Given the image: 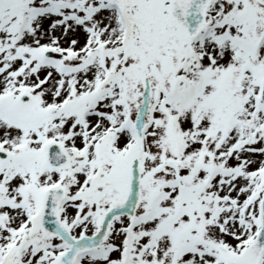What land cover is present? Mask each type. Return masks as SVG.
Segmentation results:
<instances>
[{
    "label": "rangeland",
    "instance_id": "obj_1",
    "mask_svg": "<svg viewBox=\"0 0 264 264\" xmlns=\"http://www.w3.org/2000/svg\"><path fill=\"white\" fill-rule=\"evenodd\" d=\"M219 1V28L208 26L192 43L139 17L128 20L124 40H108L112 31L121 36L120 24L98 13L92 22L110 49L125 47L105 53L104 65L101 52L81 49L88 0L0 2V148L10 153L0 163V264H224L249 244L264 180V44L257 43L264 10ZM46 50L51 62L41 59ZM22 92L33 96V109L17 105ZM63 102L68 113L48 121L46 107ZM122 111L137 116L133 127L150 130L144 145ZM139 111H147L143 122ZM92 112L102 117L90 119ZM51 140L70 149L71 170L44 163L41 147ZM163 164L171 167L159 171ZM171 169L183 178L181 191ZM53 184L66 188L61 218L72 236L99 239L108 226L111 237L74 256L61 236L42 233V194ZM129 222L141 223L122 247L116 239Z\"/></svg>",
    "mask_w": 264,
    "mask_h": 264
},
{
    "label": "water",
    "instance_id": "obj_2",
    "mask_svg": "<svg viewBox=\"0 0 264 264\" xmlns=\"http://www.w3.org/2000/svg\"><path fill=\"white\" fill-rule=\"evenodd\" d=\"M180 1V7H178V11L181 13H186L188 17H174L173 21L174 24L179 27L183 32L186 33L187 37L189 39L193 38L203 27L204 25V16H205V10L206 6L209 2V0H200L201 4L200 6L196 8H192V6H184L182 5L183 2L187 3L188 0H178ZM184 4V3H183ZM192 12V13H191ZM182 15V14H181ZM191 15H195V17H191ZM264 88V84H263ZM25 98V97H23ZM50 213L42 214V222L41 226H43L45 229H57L61 233L63 232V226H61L57 219V210H49ZM262 218H263V230L260 233L257 240L253 242V244L250 246V248L245 252V254L236 261H229L227 264H257L260 253L262 251V247L264 244V202L262 206Z\"/></svg>",
    "mask_w": 264,
    "mask_h": 264
},
{
    "label": "flooded vegetation",
    "instance_id": "obj_3",
    "mask_svg": "<svg viewBox=\"0 0 264 264\" xmlns=\"http://www.w3.org/2000/svg\"><path fill=\"white\" fill-rule=\"evenodd\" d=\"M171 1L172 0H121V3L123 8L128 10L131 18L139 17L144 20H168L170 18L169 5ZM159 28V31L165 34L172 29L164 26Z\"/></svg>",
    "mask_w": 264,
    "mask_h": 264
}]
</instances>
